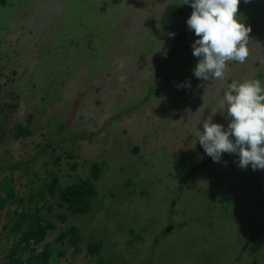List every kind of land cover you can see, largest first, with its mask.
<instances>
[{"label":"rangeland","instance_id":"rangeland-1","mask_svg":"<svg viewBox=\"0 0 264 264\" xmlns=\"http://www.w3.org/2000/svg\"><path fill=\"white\" fill-rule=\"evenodd\" d=\"M190 13L184 0H0V180L54 225L9 258L8 202L0 264H264V170L227 153L213 163L195 141L210 115L227 127L228 84L264 85V0L238 3L249 55L228 61L223 80L192 75ZM18 124L29 137L11 133ZM51 174L62 187L88 179L92 211L60 207ZM70 227L76 238L61 240Z\"/></svg>","mask_w":264,"mask_h":264},{"label":"clouds","instance_id":"clouds-1","mask_svg":"<svg viewBox=\"0 0 264 264\" xmlns=\"http://www.w3.org/2000/svg\"><path fill=\"white\" fill-rule=\"evenodd\" d=\"M239 2L184 0V4L191 8L185 21L187 29L198 37L190 44L191 55L198 58L192 69L195 78L223 80L228 61L243 64L247 59L250 28L236 15ZM174 35L168 33L169 38ZM186 86L177 85V89ZM219 111L227 114L226 128L214 123L210 115L204 120L202 130L195 129V141L204 154L213 163H219L223 153L232 154L238 158L234 161L237 167L264 170V85L261 80L228 84L219 101Z\"/></svg>","mask_w":264,"mask_h":264},{"label":"trees","instance_id":"trees-1","mask_svg":"<svg viewBox=\"0 0 264 264\" xmlns=\"http://www.w3.org/2000/svg\"><path fill=\"white\" fill-rule=\"evenodd\" d=\"M171 28V26H170ZM177 37L175 40L174 48L176 49L180 44V41L186 37L187 33L185 30L183 31L181 26L179 25L177 28ZM188 48V47H187ZM186 48V50H188ZM171 57V55H168ZM14 131H11L12 134L16 133V137H29L30 132H28V128L22 125H16ZM15 137V138H16ZM70 158L73 155L69 154ZM100 165L93 164L91 167V179L96 181L99 176ZM50 180L46 182V192L48 194L53 195L54 191L57 190L58 193V205L76 215H83L87 212L92 211L93 205L92 201L96 197V189L93 184L88 180H82L76 184L68 185V186H60L58 185L57 177L53 174L49 175ZM49 188V189H48ZM56 192V191H55ZM23 193L20 189H14L13 185L6 180V178L0 180V209H3L8 202H14L17 205L15 206L14 210L9 213L10 222H12V233H14L18 238L16 241L10 246L9 254L7 257L14 259V255L17 254L16 249L21 247V249H28V245H24L27 242H32V244H38L45 242L49 232L54 230V225L51 222H46L45 218L42 215H39V209L34 210L31 212L29 208H25L22 206L24 201V196L18 194ZM39 196L47 195L45 190L38 192ZM8 215V214H7ZM58 220L65 221V216H58L56 215ZM48 219V218H47ZM78 230L76 227H70L67 234L62 233L60 235V239L63 240L66 236H69L70 239H75V235L77 234ZM17 242L16 246L14 244ZM99 244L97 243H89L87 248L91 255H95L94 250L97 249ZM13 247V250L11 248ZM96 256V255H95ZM17 260V258H15ZM48 260V255L45 256L44 261Z\"/></svg>","mask_w":264,"mask_h":264}]
</instances>
